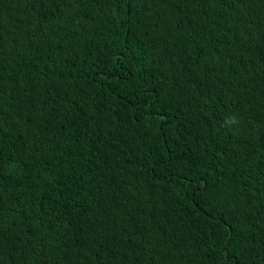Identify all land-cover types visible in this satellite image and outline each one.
Returning <instances> with one entry per match:
<instances>
[{
	"label": "trees",
	"instance_id": "trees-1",
	"mask_svg": "<svg viewBox=\"0 0 264 264\" xmlns=\"http://www.w3.org/2000/svg\"><path fill=\"white\" fill-rule=\"evenodd\" d=\"M264 264V0H0V264Z\"/></svg>",
	"mask_w": 264,
	"mask_h": 264
},
{
	"label": "snow or ice",
	"instance_id": "snow-or-ice-1",
	"mask_svg": "<svg viewBox=\"0 0 264 264\" xmlns=\"http://www.w3.org/2000/svg\"><path fill=\"white\" fill-rule=\"evenodd\" d=\"M235 259V257H228V264H232V261ZM236 264H239V261H236Z\"/></svg>",
	"mask_w": 264,
	"mask_h": 264
}]
</instances>
